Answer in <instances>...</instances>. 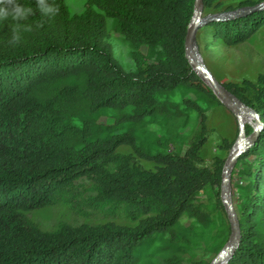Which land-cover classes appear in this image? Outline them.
Returning <instances> with one entry per match:
<instances>
[{
	"label": "trees",
	"instance_id": "1",
	"mask_svg": "<svg viewBox=\"0 0 264 264\" xmlns=\"http://www.w3.org/2000/svg\"><path fill=\"white\" fill-rule=\"evenodd\" d=\"M263 1L203 0V15ZM19 2L35 9L19 43H11L15 22L0 20V264H210L231 225L221 197L227 157L208 165L201 154L211 129L199 101L224 103L186 57L195 0H87L75 14L66 0H48L59 9L51 17L37 0ZM108 18L130 46L131 69L115 55ZM262 26L264 8L214 19L199 32L210 37L206 44L237 45ZM221 83L262 121L233 171L242 182L241 239L226 264H264V73ZM180 88L196 99L181 106L163 98ZM110 109L113 124L100 120ZM189 111L198 127L182 149ZM235 142L225 137L220 147L231 151ZM56 204L106 221L46 230L27 214ZM202 247L211 259L195 256Z\"/></svg>",
	"mask_w": 264,
	"mask_h": 264
},
{
	"label": "rangeland",
	"instance_id": "2",
	"mask_svg": "<svg viewBox=\"0 0 264 264\" xmlns=\"http://www.w3.org/2000/svg\"><path fill=\"white\" fill-rule=\"evenodd\" d=\"M224 5H237L240 0H220ZM87 0H66V4L72 14L81 13L86 7ZM221 13V12H216ZM213 13V14H216ZM108 28L110 32V41L112 42L115 55L125 67L131 69L134 67V61L130 55V46L125 42L122 36L114 30L112 19L108 18ZM210 37L202 30L198 34L199 51L201 56L214 77L219 82L228 80L242 81L243 79L256 80L258 75L264 73V26H262L253 36L247 41L237 45H228L222 40H217L213 44H206ZM185 97L196 99L194 92L186 89H177L175 92L163 95V98H168L173 102H178L183 106ZM199 103L207 108L208 127L211 129L208 140L202 149V157L205 163L212 164L216 156L227 157L231 151H226L220 147L223 138H228L229 141L237 140L238 138V122L234 113L223 105L209 106L207 103L199 101ZM190 119L188 125L179 129L182 134V141L177 142L178 147L184 149L190 139L192 132L198 127L197 113L189 111ZM103 122L113 124L116 121V112L112 109L108 110L107 114L100 119ZM255 124V121L254 123ZM151 128L157 131L160 135L164 134V130L158 124H152ZM126 128L120 130L125 131ZM167 150H175L174 145L170 144ZM120 151L123 153L132 152L129 146H122ZM140 161V160H139ZM141 163L153 168L154 163L146 160H141ZM234 171V170H233ZM240 175L238 170L232 173V195L235 208L239 201L240 189L237 187L240 183ZM203 194L202 198L206 199ZM28 216L38 222L42 228L46 230L53 229L59 222H67L71 224L80 223H98L104 222L106 219L101 214H95L90 217H84L72 212L68 206L64 204L48 205L27 212ZM118 222L129 223L122 219H117ZM195 256H203L205 259H211L212 255L204 248L197 249ZM186 264H190L187 262Z\"/></svg>",
	"mask_w": 264,
	"mask_h": 264
},
{
	"label": "water",
	"instance_id": "3",
	"mask_svg": "<svg viewBox=\"0 0 264 264\" xmlns=\"http://www.w3.org/2000/svg\"><path fill=\"white\" fill-rule=\"evenodd\" d=\"M262 8H264V1L254 6L241 7L226 12L204 16L203 0H195L194 16L186 35L185 52L189 63L201 75L221 102L226 104L227 107L234 113L238 122V138L226 160L221 185V197L225 204L226 212L231 225V233L225 245L212 259L210 264H226L240 242L241 228L239 216L235 208L232 195V173L241 155L255 143L258 132L262 128V121L260 115L254 108L243 103L214 77L199 51L198 34L199 30L205 24L214 19L231 20ZM243 114L253 117L255 119V124L243 121ZM246 124H251L254 127V131L249 135L246 132Z\"/></svg>",
	"mask_w": 264,
	"mask_h": 264
},
{
	"label": "clouds",
	"instance_id": "4",
	"mask_svg": "<svg viewBox=\"0 0 264 264\" xmlns=\"http://www.w3.org/2000/svg\"><path fill=\"white\" fill-rule=\"evenodd\" d=\"M37 8L42 15L54 16L58 11L55 3H49L48 0H37ZM35 9L31 6L21 4L19 0H0V20L11 18L15 23L12 27L11 43H19L21 31L28 32L32 30L31 24L23 23L28 21L29 17L34 15Z\"/></svg>",
	"mask_w": 264,
	"mask_h": 264
},
{
	"label": "bare ground",
	"instance_id": "5",
	"mask_svg": "<svg viewBox=\"0 0 264 264\" xmlns=\"http://www.w3.org/2000/svg\"><path fill=\"white\" fill-rule=\"evenodd\" d=\"M204 75V74H203ZM242 119L243 121H245L246 123H251L253 124L255 119L253 117H251L250 115H247V114H243L242 115Z\"/></svg>",
	"mask_w": 264,
	"mask_h": 264
}]
</instances>
